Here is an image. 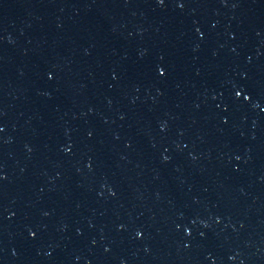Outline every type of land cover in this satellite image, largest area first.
I'll use <instances>...</instances> for the list:
<instances>
[{
    "label": "water",
    "instance_id": "obj_1",
    "mask_svg": "<svg viewBox=\"0 0 264 264\" xmlns=\"http://www.w3.org/2000/svg\"><path fill=\"white\" fill-rule=\"evenodd\" d=\"M0 177V264H264V0H0Z\"/></svg>",
    "mask_w": 264,
    "mask_h": 264
},
{
    "label": "snow or ice",
    "instance_id": "obj_2",
    "mask_svg": "<svg viewBox=\"0 0 264 264\" xmlns=\"http://www.w3.org/2000/svg\"><path fill=\"white\" fill-rule=\"evenodd\" d=\"M158 2H159L160 4H163V3H164V0H158ZM180 6L183 7L182 4H181ZM161 74H163V71L161 72ZM241 94H242V93H241L240 91H237V92L235 93V95H236L237 97L241 96ZM244 98H245L246 100L249 99L248 96H245ZM0 178H2V177H0ZM138 235H139V233H138Z\"/></svg>",
    "mask_w": 264,
    "mask_h": 264
}]
</instances>
